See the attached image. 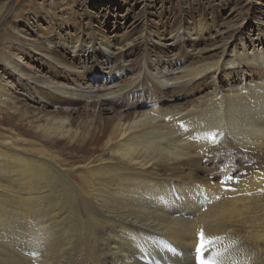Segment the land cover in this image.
Here are the masks:
<instances>
[{
  "label": "bare ground",
  "instance_id": "obj_1",
  "mask_svg": "<svg viewBox=\"0 0 264 264\" xmlns=\"http://www.w3.org/2000/svg\"><path fill=\"white\" fill-rule=\"evenodd\" d=\"M201 29L178 28L171 38ZM233 29L218 26L186 67L161 69L149 59L152 84L189 99H153L140 110L123 100L145 86L143 68L124 84H66L62 71L80 76L86 64L52 56L46 36L34 43L14 25L0 26V64L30 92L14 96L0 78V264H197L201 228L219 237L218 264H264V32L248 49L242 34L225 36ZM88 38L70 42L73 51L99 45L121 54L137 37L118 47ZM231 39L242 49L229 50ZM23 46L62 71L50 77L24 66L15 52ZM46 90L51 107L36 98Z\"/></svg>",
  "mask_w": 264,
  "mask_h": 264
},
{
  "label": "rangeland",
  "instance_id": "obj_2",
  "mask_svg": "<svg viewBox=\"0 0 264 264\" xmlns=\"http://www.w3.org/2000/svg\"><path fill=\"white\" fill-rule=\"evenodd\" d=\"M0 2L1 4L7 2L6 14L0 26L14 25L33 39L34 43L46 36L51 45H47L46 42L45 44L50 46L52 56L60 57L63 62L78 67L86 64L87 69L80 76L73 72H64L27 46H23L21 51L15 49L24 66L50 77L54 71H62V77L58 81L66 84L81 83L82 86L124 84L138 75L137 71L143 68V78L147 79L144 82L145 86L130 91L123 100L124 104L137 105L140 110L150 109L153 99L163 104L189 99L177 94L176 87L169 86L164 89L155 87L144 72L145 65L148 66L150 62L149 59L161 69L186 67L195 59V48L210 47L213 32L218 26H233L234 29L225 36L229 38L233 32L242 34L248 49H252L253 46L251 39L258 44L257 41L261 40V33L264 32V0H0ZM14 10L20 14L19 19L13 18ZM197 25L202 27L199 34L193 33L189 36L185 30L181 39L171 38V34L178 32V28L183 32L185 27L192 28ZM146 32H151L149 35L151 40L144 42L142 34ZM94 33L98 39L117 44L115 47H118V42L123 39L137 38L121 54L112 55L102 50L99 45L96 49L90 47L88 51L85 47L84 50L73 51L70 42L80 38L89 42L88 35ZM61 39L64 42H59ZM234 39L230 40L228 49L237 46L238 49H242L239 41ZM111 49L116 51L114 47ZM221 50L222 48L210 50L206 54L218 55ZM10 74V70L0 64V78L4 83L10 81L5 87L7 91L20 98L29 97L27 87L8 78ZM30 87L28 90L33 94L34 88L32 85ZM53 95L54 93L46 90L40 94L43 97L36 98L42 100V104L49 102L47 105L51 107ZM36 102L41 105L38 100ZM112 107L120 109V105ZM134 110H136L134 106L129 109L132 112ZM114 114H116L114 111L104 113L105 117ZM204 163L212 167L214 162ZM243 166L239 165V168Z\"/></svg>",
  "mask_w": 264,
  "mask_h": 264
},
{
  "label": "snow or ice",
  "instance_id": "obj_3",
  "mask_svg": "<svg viewBox=\"0 0 264 264\" xmlns=\"http://www.w3.org/2000/svg\"><path fill=\"white\" fill-rule=\"evenodd\" d=\"M210 139L215 138V134H210ZM227 180L234 181L235 183H239V176H229L227 177ZM221 183H225V181H221ZM198 243L195 247L196 252V262L197 264H218V261L216 259V256L219 255V253H214V250L212 249V245L216 243V241L219 239L218 236H206L205 230L201 228L197 233ZM207 253V255H206Z\"/></svg>",
  "mask_w": 264,
  "mask_h": 264
}]
</instances>
